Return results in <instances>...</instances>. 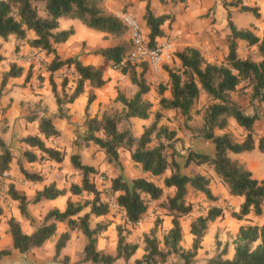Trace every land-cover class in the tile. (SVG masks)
<instances>
[{
  "label": "trees",
  "instance_id": "16d2710c",
  "mask_svg": "<svg viewBox=\"0 0 264 264\" xmlns=\"http://www.w3.org/2000/svg\"><path fill=\"white\" fill-rule=\"evenodd\" d=\"M144 1L142 19L147 28V43L151 46L159 38L168 37L161 26L169 20L170 15L154 14L149 8V0ZM169 1L172 5L186 2V0ZM255 1L264 3V0ZM102 2L103 0H0V44L12 36L21 45L24 44L36 52L50 54L51 59L47 65L48 83L57 111H60L63 104L72 102L83 92L85 84H88L81 134L83 145H92L103 153L107 163L118 168L121 151H127L129 160L146 175L129 178L120 173L109 179L108 189L122 212V225L115 227L116 240L112 253L96 248V238L105 230L106 223L96 221L90 226L89 217L105 215L110 208L105 195L101 197L103 190L96 184L97 177L94 178L96 169L81 163L77 154H70L69 162L79 179L70 182L67 189L56 188L54 183L50 182L41 189L35 190L30 199H26V196L18 192L12 183H8L5 194L16 202L17 209L23 217L26 216L28 203L35 204L41 200L54 199L66 191L70 194L62 210L56 207L46 210L39 225L30 233L24 232L13 217H8L5 223L11 248L25 254L54 238L52 246L54 259L69 239L68 232H57L56 223H62L68 230H78L84 238L78 259L80 262L111 264L117 259L127 262L134 255L138 244L125 240L123 230L127 233L129 228L124 224L130 226L138 222L146 210L147 199L160 197L162 189L153 178L161 175L162 186L171 189L164 205L171 216L170 226L162 233L159 241L155 235L158 221H155L148 233H143L142 254L139 258H135L132 264H192L207 225L217 217L221 218L223 212L219 206H209L205 214L191 218L188 224V233L192 236L189 249H183L179 244L182 230L178 218L191 211L192 204L186 200L189 190L200 193L208 201H218V197L210 191L209 178L200 173L185 175L180 172L170 143L174 132L163 125H157L159 111L153 113L152 121L137 137L132 136L127 128L117 127L121 121H129L130 118L144 120L149 116L151 104L143 98V95L149 91L144 78L148 70L146 64L123 63L119 72L126 75L137 89L129 98L120 92L116 93L115 101L122 105L120 115L102 114L97 118L88 117L86 110L94 99L92 88H98L105 82L102 77V66L82 64L71 57L62 59L56 54L55 45L63 43L73 32L72 28L57 30V21L60 17L77 19L85 27L113 38L125 34V27L113 14L103 10ZM221 5L225 10L228 28L225 63L207 62L193 47L185 46L181 50H173L171 56L177 63L173 65L162 63L167 80L165 85H158V104L159 109L178 111L187 119L199 93H203L212 101L206 107L200 132L202 137L212 144L213 154L210 156L188 150L183 166L189 163L209 165L227 194L241 197L239 211L233 216L237 219L243 218L245 221L237 227L233 236L232 255L229 258L223 257L226 254V246L223 245L218 253L206 260V264H264V223H250V219L247 218V216L250 218L260 216L264 212V179L254 178L250 170L229 156V153L251 151L254 148L259 152L263 151L264 122L262 135L256 143L253 139V124L258 116L253 102H264V36L259 38L248 29L236 28L230 19L232 9L257 17L259 14L257 6L244 4L240 0H221ZM237 40L245 42L248 46H255L259 59L252 61L239 57L236 53ZM129 48L130 44L121 42L98 48L93 53L100 55L104 64L110 67L119 63ZM3 58L0 52V61ZM61 66L72 68L75 74L73 87L69 93L65 90V79H62L58 85L52 79L53 72ZM28 70L27 68L23 81L29 78ZM22 73L23 68L14 62L10 63L7 69L0 71V95L9 79L19 77ZM39 80L41 81V77ZM246 87L250 88L251 114L242 111L230 96L234 90ZM164 90H167V96L162 95ZM35 117L32 114L25 120L32 121ZM228 118H232L243 130L241 141L235 140L225 130ZM36 129L44 139L59 135V131L53 126L49 117H39ZM214 129H217V134L214 133ZM159 137H162V140ZM43 138L38 135H26L21 139L27 147L34 148L38 152L37 155L25 149L22 156L26 161H62L64 153L45 145ZM153 139L155 144L151 145ZM167 148H171L169 160H167ZM11 158L10 150L0 138V176L9 170ZM19 170L28 181H41L38 173L28 172L21 167ZM166 170L169 173L164 175ZM73 195L85 196V198L72 200ZM0 214H2L1 207ZM8 253V249L0 250L2 255ZM63 259L66 257L64 256Z\"/></svg>",
  "mask_w": 264,
  "mask_h": 264
},
{
  "label": "rangeland",
  "instance_id": "374dc122",
  "mask_svg": "<svg viewBox=\"0 0 264 264\" xmlns=\"http://www.w3.org/2000/svg\"><path fill=\"white\" fill-rule=\"evenodd\" d=\"M240 1L244 4L257 6L259 14L257 17H253L252 15L248 13H239L236 10L232 9L230 12V19L232 23L238 29H248L254 35L258 36L259 38L263 37L264 36V3L262 1H255V0H240ZM158 2L163 3L164 0H158ZM219 5L220 6L211 7L208 10H206L204 13H201L197 17V22L198 24H201V25H204L207 23L208 25L212 26V29L214 30L213 31L214 38H212L210 42L212 41L213 43L214 41H217V39L220 41L217 45L216 44L213 45L211 51H209L208 53L206 52V50H202L203 58L207 62H210V63L224 64L225 56L227 53L226 37L228 35V28L226 26L225 10L221 4ZM120 11H127V10H125L124 8H121ZM127 12L133 15L135 19H137L133 12L131 11H127ZM65 21L67 20L64 18H61L59 20L60 28L67 25V22ZM77 26L82 27L83 29L86 28L80 22H77ZM139 26L141 30H143V27L141 25ZM143 35L147 39L144 33ZM118 38H119V43L123 42V43L129 44V39H128L126 32L122 37H118ZM203 42L205 43L206 39H203ZM21 46L22 45L20 44V42H17L12 39H8L6 41L1 42L0 52L2 53L4 58L3 60L0 61V71L7 69L8 65L12 63L11 60L14 57L20 55V57L25 60L20 66L23 68V70L28 68L29 69L28 71L30 74L29 76H33L38 82H40L39 80V77H41L40 72L43 70L48 71L47 65L51 58L47 59V57L43 58L39 56V58H36L37 60L33 61V59H30V58L32 56H35L37 52L33 53V51L35 50H31V51L25 50L26 49L25 46L24 47H21ZM172 51L173 50L171 49L169 53V59H166L163 64L169 63V65H173L175 63L173 56H171ZM236 53L239 57L248 58L249 60H252V61H257L259 59L258 53L256 51V47L253 45L248 46L245 44V42L240 41V40L236 41ZM60 57L62 59L67 58V57H62V56ZM35 68H37V70H33ZM160 69H162V72H165L162 65ZM146 72L144 74L145 81L146 83H150V84L154 83V89H153V95L150 94V91H149L143 95V98L146 100H149V98H152L154 101L157 100V106L153 107L152 102L150 103L152 107L150 106V109H149L150 113L147 119L138 121L136 124H132V125L129 123L128 120L121 121L117 127L119 129L125 127L130 131L132 136L137 137L142 132L143 128L148 126L149 123L152 121L153 113L155 111H159L160 117L157 122V125H163L168 130H171L174 132V136L170 140V143L172 144L171 146L173 149V157L179 165L180 172L185 175H192L195 173H199L200 169H202L203 172H207L208 168L210 167L207 164H204V165L202 164V167H200L201 165H195L193 163H189L188 165L183 166V161H184V158L188 150L194 151L196 146H201L205 150L207 148L206 146L209 141L206 142L207 140L202 137L200 129L203 125L206 107L212 101H210L203 93H199L198 99L193 104L189 112V118L187 119H185L184 116H182L178 111L159 109L157 88H158V85H165L167 77L166 79H163L161 77V73H159L158 71L157 72L150 71L153 75H149V74L147 75ZM53 76H55L58 79L57 85L60 83L62 79L66 80L65 90L69 93V91L73 87L72 82L74 81V78H75V74L72 68L67 69L64 66H61L59 69H56L53 72ZM117 92H120L121 94L124 95V93L118 89H116V93ZM164 93L168 95L167 90H164L162 95ZM58 94H60V91H58ZM230 96H231V99L238 105V107L242 111L252 110V107H251L252 104L249 101V97H250L249 87L236 89L230 93ZM116 102L117 101H115V98L111 102L109 101V104L106 105V109L102 111H100V108L98 107L94 116L96 117L99 116L100 118L102 114L109 115V116L120 115L121 114V110H119L120 103L118 102L119 103L118 104ZM253 107L257 115L260 117V118L257 117L256 121L253 124V139H254V142L256 143L258 138L263 133V130L261 129L263 126L262 118H264V102L254 101ZM27 115L30 116L32 114L28 112L26 116ZM1 119L2 117H0V120ZM64 120L65 122L57 123L58 125L57 129L60 128L63 133L62 136L60 137V143L63 144L62 152L64 153L65 158L69 154H71L72 150L74 149L75 150L80 149L84 151L82 152L80 156L77 154L80 162L83 164L91 165L92 167L96 169L94 178L99 175L104 178L102 183H100L98 179H95L96 184L98 185V188L103 190V193L101 196L103 197L107 193L109 179L111 177H114L117 174H120L121 167L119 166L118 168L116 166H113L111 163L110 165H107V166L106 164L104 165L103 164L104 157H103L102 152L97 153L96 151L98 150H96L95 148H94L95 150L93 151L92 148L89 147V144L83 145L82 140H81V136H82L81 134L83 130L82 124L79 126V125L70 123L66 119ZM2 127L3 126L1 125L0 129ZM225 130H227L235 140L243 138V133H244L243 130L240 128H237L232 122H230L229 118L227 120V126ZM69 133H72L74 137L71 140H69L70 138L69 139L67 138V135ZM214 133L216 134L218 133L217 129H214ZM159 139L162 140V137H159ZM154 144H155V140L153 139L151 145H154ZM170 151H171V148L166 149L167 160H169L171 157ZM127 155H128L127 151H121L120 163L123 160L124 161L127 160ZM256 155L257 156L252 157L251 161L249 162L251 166L250 172L254 178L264 179V141H263V151L261 152V154L257 153ZM101 157H103V159ZM63 161H60V164H52V165L45 164L47 166L44 169L48 171L57 169L58 171H61V172L65 171L66 169H69L71 167L70 162H69V156H68V160L66 158ZM46 162L47 160H40L38 161V163L34 161L33 164L35 165V167L33 169H36L38 165L41 166L43 163H46ZM41 169H43V167H41L40 170ZM130 169L132 170L131 166L129 167V170ZM33 173H37V172H33ZM168 173L169 171L166 170L164 172V175H167ZM161 177L162 176L160 175L153 179L155 181L160 182V180H162ZM77 179H79V177H77ZM16 181H17L16 184L19 185V187H25L26 186L25 184L31 183L27 179H25L23 176L22 177L20 176L18 179H16ZM64 182H67V180L65 179ZM215 184L221 186L220 180L215 181ZM6 185L7 184H4V190L0 192V207L2 208V212L5 211L4 222L6 221V217H8L7 215L8 213L10 214L9 217L11 216V213H17L19 214L21 218L19 223L21 224L20 226L23 230L27 231L39 225L41 217L44 214L46 207L43 206V204L40 205L39 207L37 205H34V208H31L29 211L30 216L29 215L27 216V213L25 217L21 216L17 209L16 202L11 201V199H9L7 195L5 194ZM170 193L171 192L168 189L164 188V191H162L159 198L147 199V207H146V210L143 216L140 218V220L137 223H134L133 225H130V226L129 224H124L126 225V227L129 228L127 229L128 231L127 233L125 232V230H123V233L125 234V240L129 242H136L138 244V248L136 249L134 255L127 262H124L122 259H117L111 264H132L135 258H139L142 254V249H141L142 235L143 233H148V231L150 230V228L152 227L155 221H158V224H157L158 226L156 228L155 235L159 239V241L161 240L162 233L167 229V226L170 225L171 216L168 214L167 209L164 206L166 198L168 197V195H170ZM202 197H203L202 195L195 196V193L193 192L188 193L186 195V200L190 201L192 204L191 211L188 214L178 218L179 225L182 230L181 240L179 244L183 249L190 248L192 236L191 234L188 233V224L192 217H195L198 214H205V211L207 207L209 206H219L223 212V216L221 218L217 217L215 220H213L207 225L204 235L199 243V247L195 252L194 260L192 264H206V260L209 257L218 253L222 249L223 245L226 246V254L223 257L229 258L232 255V251H233L232 249L233 248V245H232L233 236L237 230V227L245 221L243 220V218L237 219L235 216H233V214L238 213L239 205L235 203L234 204L228 203L226 197L220 199L222 202V207L219 202L208 201L204 197L203 198ZM217 197L219 199L220 195L217 194ZM80 198L83 199L85 198V196L79 197V196L73 195L71 197L72 200H77ZM109 210L110 211L105 215L89 217V225L93 226V224L96 221H102L106 223L105 230L102 231L96 238V248L104 252L112 253L114 249V245H115V240H116L115 227L116 225H122V219H121L122 212L119 210H114V209H109ZM249 219H250V223H255V222L264 223V212H262L260 216H256V217L254 216L251 218L249 217ZM56 228H57V232L63 231V229H67L65 225L62 223H56ZM71 231H78V230H71ZM77 233H76V236L73 235L74 237L72 236L70 240L68 239L69 241H66L64 247L60 250L59 255L56 256L54 259L52 257L53 255L52 246H53L54 238L45 241L41 247L32 249L31 251L23 254V257L24 258L26 257L30 264H88V263L80 262V260H78L80 257V250L84 243V238L83 236H79ZM1 256L3 255L0 254V258ZM64 256L66 257V259H63ZM169 259L173 260V258L171 257H169Z\"/></svg>",
  "mask_w": 264,
  "mask_h": 264
},
{
  "label": "crops",
  "instance_id": "0c3cea01",
  "mask_svg": "<svg viewBox=\"0 0 264 264\" xmlns=\"http://www.w3.org/2000/svg\"><path fill=\"white\" fill-rule=\"evenodd\" d=\"M144 4H145L144 0H103L102 8L105 12L110 14H113L116 11H120L121 8L133 12L136 18L138 19L139 25L143 27L142 32L146 35L147 28L142 19ZM219 4H221L220 0H186L185 4L177 3L174 5L170 4L169 0H164L163 3H159L158 0H149V8L154 14L170 15L169 20L165 21L164 24L161 26V28L166 34V36H168V38L170 39L172 50L174 51L181 50L183 47L189 46L197 49L201 55H202V50H206V52L208 53L209 51H211L212 46L215 44L217 45L220 41L217 39V41H214L213 43L212 41L210 42V40L214 38V34H213L214 30L212 29V26L208 25L207 23L204 25L198 24L197 17L211 7L220 6ZM61 18L67 20L65 21L67 22V25L63 26L62 28H60L59 26V20ZM77 22L80 21L77 19H70L65 17L58 18L57 30L72 28L73 32L63 43H59L55 45V51L56 54H58L59 56L76 58L82 64H90L95 67L102 66L103 68L102 77L103 79H105V82L98 88H92L94 99L90 102L86 110L88 117H92L96 113L98 107L100 108V111L105 110L106 105L109 104V101L111 102L112 100H114L116 96V89L123 92L126 98H129L136 91L137 87L134 84H132L129 81V79H127V76L120 78L118 72L113 71L111 68H109V66L104 64V60L100 55L93 53L95 49L105 48L118 44L119 38H113L103 32L92 30L87 27H86L87 29L86 28L83 29L82 27L77 26ZM9 39L14 40L12 36H10ZM203 39H206L205 43L203 42ZM24 46L26 48L25 50H30V51L33 50L24 44L21 47ZM34 52L36 51H33V53ZM39 56L43 58L47 57V59L51 57L50 54H45L42 51H39L37 52V54H35V56H32L30 59H33V61H35L37 60L36 58H39ZM23 61L25 60L21 58L20 55L14 57L11 60V62L16 63L17 65H21ZM174 62L177 63L175 59ZM33 70H37V68ZM137 71H139V69H137ZM25 72L26 69L23 70L21 76L10 78L0 95V117H2V119L0 120V126L1 125L3 126L0 129V138L6 144V146L8 147V149L12 154V158L9 164V170L6 172L7 175L4 178V182L5 184L12 183L14 188L16 190H19L18 192H23V194L26 196V199H30L35 190L41 189L42 186L50 182H54L56 188L67 189L70 182L78 181L77 179L78 175L76 174L75 170L72 167L62 172L58 171L57 169L51 171L44 169L47 166L45 164H51V165L60 164V162H54L50 160L49 161L47 160L46 163H43L41 166L38 165L36 169H33L35 167V165L33 164L34 161L31 162L26 161V159L22 156V152L25 149H29L32 150V152H34L37 155L38 153L34 148L27 147L24 143H22L21 139L26 135H38L40 138H43L41 135L37 133V129H36L37 120L39 117H49L51 119V123L56 129L58 128L57 123L65 122L64 119L68 120L72 124L80 126L85 118L84 106L86 103V95L89 90V86L88 84H85L83 92H81L72 102L63 104L61 106L60 111H57V105L55 104L54 97L52 92L50 91V86L48 83L49 72L46 70L40 72V76H41L40 82H38L33 76H29L27 81H23ZM158 72L161 73V77L163 79H166V74L165 72H162V69H160ZM146 73L147 75L148 74L153 75L148 70ZM52 79L57 85L58 79L53 75H52ZM147 85L149 86L150 94L153 95L154 83L151 84L147 83ZM163 96H167L166 93H164ZM148 101L150 103L152 102L153 107L157 106V100L154 101L152 98H149ZM121 109H122V105L120 104L119 110ZM28 112L36 116L34 120L32 121L25 120L27 116H29V115L26 116ZM244 112L247 114L252 113L251 111H247V110H245ZM97 118H99V116ZM262 119L264 122V118ZM229 120L237 128H239L234 123L232 118H229ZM138 121H142V120L137 118L129 119V123L131 125L136 124ZM57 130L59 131L58 136L50 137L47 139L43 138L44 139L43 141L45 145L62 151L63 144L60 143V137L62 136L63 133L60 128ZM261 130H263V126ZM67 138L68 139L70 138L69 140H71L72 138H74L73 134L69 133L67 135ZM241 140L242 138L238 139L237 141H241ZM89 147L92 148L93 151L95 150L92 145H89ZM206 147L207 148L205 150L201 146H196L194 151L198 153L208 154L211 156L213 154L212 144L208 142ZM82 152L84 151L80 149L79 150L74 149L72 150L71 154H78L80 156ZM96 152L99 153L101 151H96ZM257 153L261 154V152H257V150L254 148L251 151H244L240 153H229V156L232 159H235L237 162L241 163L248 170H251V166L249 162L251 161L252 157L257 156L256 155ZM68 156L66 157L67 160H68ZM103 157L101 158L103 159ZM64 158L63 160L66 159ZM123 161L120 163L122 175L131 178L136 176L146 175L144 173H141L139 171V168L129 160L128 155H127V160L124 162ZM35 162L38 163V160H36ZM103 164L104 165L106 164V166L110 165V163L105 162V160ZM130 166L132 170L131 169L129 170ZM20 167L28 172H37L41 176V181L38 182L29 181L31 182L30 184H25L26 185L25 187H19V185L16 184L17 183L16 179H18L20 176L22 177V174L19 170ZM41 167H43V169L40 170ZM200 167H202V164ZM199 173L209 178L210 191L212 194L216 196L217 194L220 195V198L218 199L217 202L221 204V207H222V202L220 199L225 197L227 198L228 203L230 204L235 203L239 205V203L241 202V197H232L227 194V191L223 186L215 184V181H218V177L214 174L211 167L208 168L207 172H203L202 169H200ZM65 179L67 180V182H64ZM148 179L150 178L148 177ZM155 183L161 187L162 191H164V188H166L162 186L161 180L160 182L155 181ZM166 189H168L169 191L171 190L169 187H167ZM192 192L195 193V196L201 195L198 192L195 191ZM189 193H191V190H189ZM68 196H70V194L66 191L63 195L58 196L54 199L41 200L35 204L28 203L26 208L27 216L28 215L30 216L29 211L31 208H34V205H37L39 207L40 205L43 204V206L46 207L45 211L52 207H56L57 209L62 210L65 204V200ZM4 213L5 211H3L2 214H0V250L8 249L9 253L1 256L0 264H30L28 262V259L26 257L25 258L23 257V254L11 248L10 238L6 231L7 226L4 222ZM7 215L9 217L10 214L8 213ZM11 216L19 223L21 219L19 214L11 213ZM8 217H6V219ZM247 218H249V216H247ZM19 225L21 224L19 223ZM169 226L170 225H168L167 228ZM35 228L36 226L27 231L23 230L22 228L21 229L26 233H30ZM63 231L68 232L69 240L70 238H72L73 235L76 236L77 232L79 236H82V234L79 231H71L68 229H63Z\"/></svg>",
  "mask_w": 264,
  "mask_h": 264
},
{
  "label": "built area",
  "instance_id": "2783aa9c",
  "mask_svg": "<svg viewBox=\"0 0 264 264\" xmlns=\"http://www.w3.org/2000/svg\"><path fill=\"white\" fill-rule=\"evenodd\" d=\"M113 15L125 27L130 48L119 63L110 66L111 69L118 72L120 78L125 76L119 72V69L124 62L136 65L145 63L149 71H159L162 63H164L166 59H169V53L172 49L169 38L162 37L158 39L154 45L150 46L142 33L138 20L135 19L133 15L129 14L127 11H116ZM6 175V172H4L0 176V192L4 190V178ZM97 179L98 181L103 182L104 178L99 175L97 176ZM105 199L110 209L120 211L109 189H107Z\"/></svg>",
  "mask_w": 264,
  "mask_h": 264
}]
</instances>
